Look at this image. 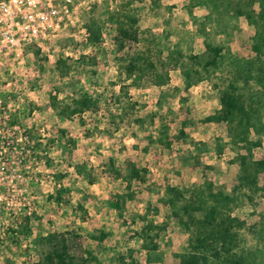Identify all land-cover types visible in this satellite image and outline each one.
<instances>
[{"label": "rangeland", "instance_id": "obj_1", "mask_svg": "<svg viewBox=\"0 0 264 264\" xmlns=\"http://www.w3.org/2000/svg\"><path fill=\"white\" fill-rule=\"evenodd\" d=\"M85 1L88 5L77 20L49 40H43L41 46L27 47L19 55H0V264H36L42 240L63 231L80 236L77 241L81 250L96 257L92 264H118L120 256L128 259L130 254L140 264H180V257L187 250L188 233L176 219L168 217L170 208L159 202L161 188L153 177L148 176L145 183L131 178L134 196L117 209L111 203L118 193L127 191L126 181L108 173L106 165L109 155H113L115 165L126 174L125 159L139 152L134 145L143 147L142 142L150 135L156 137L165 124L172 143L168 149L156 144L155 152L165 154L163 162L170 166L172 177L189 173L194 179L187 186L193 187L202 184L199 181H208L204 177L209 176L216 189L230 191L237 171L241 172L239 165H232L236 152L230 144L209 174L203 172L205 168H196L195 163V154L213 149L216 137L228 142L224 122L221 128L204 121L209 109L202 99L210 100L208 106L213 105V112L218 108V89L213 86L218 81L217 74L197 87V83L192 85L188 92L184 91L178 68L170 71L169 83L164 88H130L129 95L139 106L122 121L116 119L119 128L113 131L107 108L120 115L118 109L125 99L117 81L116 29L107 11H115L120 1ZM188 3L189 0H134L139 26L147 32L167 33L170 46L177 42L186 52L202 53L199 23L213 7H193V19L187 12ZM253 10H258L257 3ZM91 16L104 22L102 40L95 46L87 43V32L82 30ZM209 22L210 42L227 46L238 56L254 55L251 44L255 29L242 14L214 11ZM59 57L68 65L64 76L58 72ZM183 62L187 65V59ZM80 92L99 97V108L65 119L51 107L52 97L68 101ZM111 94L119 96L122 103H113ZM136 118L143 121L135 123ZM182 121L187 122L188 138L177 140L174 136ZM106 128L113 131L111 135ZM136 133L141 140L135 144ZM24 135L28 138L23 139ZM193 141L200 143L199 152L193 148ZM238 153L247 155L244 149ZM204 156L208 161L214 160L215 155ZM258 159L264 160V137L262 146L248 155L250 171H254V161ZM88 176L95 179L93 184L88 183ZM257 179L261 190L253 198L250 222L264 210V170L257 174ZM23 215L30 218L28 235L20 234L15 227ZM149 221L163 223L154 252L144 250L138 236L140 227ZM100 232L106 233L103 240L91 238ZM245 236L247 245L252 247L253 235Z\"/></svg>", "mask_w": 264, "mask_h": 264}, {"label": "trees", "instance_id": "obj_2", "mask_svg": "<svg viewBox=\"0 0 264 264\" xmlns=\"http://www.w3.org/2000/svg\"><path fill=\"white\" fill-rule=\"evenodd\" d=\"M119 1L115 11H107L109 21L116 29L114 41L117 81L120 94L125 99L123 106L118 109L120 115L107 108L113 131L119 128L116 119L122 121L139 106L137 101H132L130 88L165 86L169 83L170 71L177 68L181 69L184 89L200 81L211 80L217 74L218 81L213 86L218 89V108L204 117V121L226 124L228 142L216 137L214 150L220 156L225 146L230 144L231 149L236 152L231 161L237 162L241 171L238 183L230 191L218 190L213 183L193 187L169 185L164 189L159 202L170 208L168 217L176 219L188 233L187 250L181 255L180 264H264V210L254 222L249 219L254 212L250 209L253 198L261 190L257 174L264 170V160L254 161L253 172L247 167L248 155L252 149L262 146L264 137V0H189L186 5L187 12L193 19V7H210V4L213 7L199 23V33L203 36L204 45V51L199 54L184 51L177 42L170 46L167 33L155 34L141 29L134 0ZM255 3L258 4L257 11L253 10ZM219 4L222 5L221 10ZM214 11L224 15L232 12L236 15L242 14L254 27L252 57L238 56L229 47L209 41L210 29L207 25ZM103 24V19L90 17L86 24V41L89 45L95 46L101 42ZM222 32L226 31L223 29ZM81 57L84 58V55ZM183 59H187V65ZM57 62L58 72L64 76L68 65L60 57ZM128 80L130 82L125 83ZM111 99L113 103H122L119 96L111 94ZM50 104L60 117L69 119L86 111L97 110L100 98L93 93L80 92L68 101L52 97ZM150 117L153 121L154 114ZM142 121L141 118L134 119L135 123ZM185 126L186 121H183L174 136L175 139L188 138L184 131ZM104 130L109 135L113 132L108 128ZM168 131L169 128L162 124L158 135H150L147 140L168 149L172 143ZM193 144L199 149L200 143ZM239 149L246 150L247 155L238 153ZM106 167L108 173L126 181L127 191L118 193L111 203L115 208L121 209L123 203L134 196L129 180L132 178L145 182L147 169L136 168L129 162L126 174L123 175L112 159L108 160ZM87 181L93 184L95 179L88 176ZM18 220L15 223L17 232L28 235L29 216L23 215ZM162 228L163 223L151 221L140 227L138 236L144 250L154 252L158 249L156 240ZM12 232L16 233L15 230ZM246 234L253 235L255 239L252 247L246 243ZM105 237L104 232H100L98 236L91 235V238L98 241ZM78 238L80 236L73 231L49 234L42 240V249L36 264H92L96 257L90 251L84 253L81 250ZM118 264L140 263L130 254L128 259L120 256Z\"/></svg>", "mask_w": 264, "mask_h": 264}, {"label": "built area", "instance_id": "obj_3", "mask_svg": "<svg viewBox=\"0 0 264 264\" xmlns=\"http://www.w3.org/2000/svg\"><path fill=\"white\" fill-rule=\"evenodd\" d=\"M85 0H0V55L41 46L77 20ZM86 31V28H82ZM87 34V33H86ZM14 127H18L14 125ZM28 136L24 135L23 139Z\"/></svg>", "mask_w": 264, "mask_h": 264}, {"label": "crops", "instance_id": "obj_4", "mask_svg": "<svg viewBox=\"0 0 264 264\" xmlns=\"http://www.w3.org/2000/svg\"><path fill=\"white\" fill-rule=\"evenodd\" d=\"M203 82H204V80L198 82L195 86L197 87L199 84H202ZM167 85L168 84H166L165 86H162L160 88H164ZM191 87L192 86H190L188 89H184V91L185 92L190 91L191 90ZM202 100H204L203 103L206 105L205 107L209 109L208 112H207L208 115L212 114L213 113V111H212L213 105L212 106L211 105L208 106L210 100H208V99H202ZM182 122H181V125H182ZM208 123H210V124L213 123L214 124V127H221L222 128V122H219V123L208 122ZM186 126H187V122H186ZM186 126L184 128V131H185V133H186V135L188 137V133L186 131ZM136 134L137 135L134 136L135 137L134 139H136L135 140V144H136V142L138 140H141V138H139V134L138 133H136ZM130 139H133V137H131ZM223 140L226 141V139H224V138H223ZM147 141L142 142L143 143V145H142L143 147H135V145H134V148H138L136 150H138L139 152L136 153V155L133 156V158H127V159H125V161L127 163H129V162L132 163L136 168H139V169L140 168H145V167L147 168V173L145 175V179H146L145 182L147 181L148 176H152L153 177L152 180H155V184H157L156 186L159 189L161 188V191H160L161 192V196L163 194L164 189L167 186H169V185H179V184L181 185V184H183V185H186L187 186L188 184H191L190 182H191V180L194 179V177L191 174H189V173H181V174H177V175H175V176L172 177L171 170H170V166H168L167 163H164L165 162L164 161L165 154L163 153V154L160 155V154H156V152H155L156 151L155 150V146L158 143H156V142L149 143ZM193 148H195L196 151L199 152V150L194 146V144H193ZM127 149H129V147H127ZM204 154H210V155L211 154H214L215 155L214 156V160H211L210 159L208 161H205L204 160L205 159ZM198 155H201V157H199ZM109 156L110 157H108V160L109 159H112V161L115 164H117L115 162V157L113 155H109ZM195 156H196L195 163L197 164L196 168H198L200 171L203 168H205V170L203 172L204 173L207 172V174H209L210 171H212L213 169H215L216 165H214V163L216 162V160L218 161L222 157V155L218 156L216 154L214 148L213 149H210L209 148V150H207V151H201V153L199 152L197 155L195 154ZM199 159H200V161H199ZM143 161H145L146 163L144 162V164H142ZM232 163H233L232 165H234V166H237L238 165L237 162H232ZM203 164H205V165H203ZM126 169H127V165H126ZM121 172H122V170H121ZM204 173H201V175H203ZM238 175H239V171H237V175H236V178H235V182L233 183V186H235L238 183ZM117 179H119V178H117ZM236 179H237V181H236ZM204 180H208V181H199V183H202V184H205V183L206 184L213 183L212 179H210L209 176L204 177ZM145 182H143V183H145ZM139 183H142V182H139Z\"/></svg>", "mask_w": 264, "mask_h": 264}]
</instances>
